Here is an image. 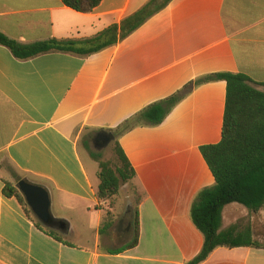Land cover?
<instances>
[{"label": "crops", "instance_id": "obj_1", "mask_svg": "<svg viewBox=\"0 0 264 264\" xmlns=\"http://www.w3.org/2000/svg\"><path fill=\"white\" fill-rule=\"evenodd\" d=\"M149 1L103 0L84 14L62 0H0V32L24 45L82 41ZM227 72L264 85V0H172L127 39L86 58L55 52L23 61L0 45V264H186L195 258L204 238L190 219L191 206L215 184L200 149L222 139L226 82L195 86L161 125L119 137L135 185L146 194L133 249L110 253L130 241L131 228L125 238L118 236L121 228L102 234L106 204L97 198L99 180L87 171L80 141L87 131L115 130L188 84ZM5 161L23 179L45 185L52 209L69 214L55 217L52 210L61 241L4 195ZM224 211L223 230L249 215ZM72 214L92 224L89 247L64 238L79 237ZM251 218L255 239L264 244V209ZM202 264H264V248H219Z\"/></svg>", "mask_w": 264, "mask_h": 264}, {"label": "trees", "instance_id": "obj_2", "mask_svg": "<svg viewBox=\"0 0 264 264\" xmlns=\"http://www.w3.org/2000/svg\"><path fill=\"white\" fill-rule=\"evenodd\" d=\"M102 1L62 0L68 8L84 14L91 13ZM171 2L172 0H151L140 10L123 19L120 24L109 26L91 39L82 41L50 39L24 45L0 32V45L7 47L15 58L23 61L55 52L86 58L118 45L166 9ZM215 81H225L227 84L222 139L218 144L203 146L200 149L215 179V184L203 189L191 206L190 219L202 234L204 243L199 254L186 264H202L219 248H264V244L255 239L251 218V215L264 209V91L257 90L248 76L227 72L208 75L195 83H190L183 92L150 105L115 130H108L107 133L112 134L116 141L115 162H101L99 155L90 152L91 157L99 165L96 195L100 203L106 204L125 186L136 189L135 203L129 208L132 207L134 211L130 241L122 248L112 250L110 253H123L139 244V206L146 198V194L135 185L137 175L119 144V137L136 127L161 125L192 88ZM85 145L90 151L88 144L85 143ZM13 177L14 181L5 182L4 195L8 198H16L28 218L42 232L61 241L58 232L42 225L26 205L16 186L23 177L14 171ZM231 204L245 207L249 215L238 219L223 230V211ZM112 213L113 209L105 210L102 234L108 233L114 227Z\"/></svg>", "mask_w": 264, "mask_h": 264}, {"label": "rangeland", "instance_id": "obj_3", "mask_svg": "<svg viewBox=\"0 0 264 264\" xmlns=\"http://www.w3.org/2000/svg\"><path fill=\"white\" fill-rule=\"evenodd\" d=\"M98 132L96 131H87L84 133V136L81 138L80 141V154L84 161V164L87 168V171L93 181H97V171H98V162L94 160L90 152H93L96 155L100 156L101 162H115L116 161V153H115V139L111 141V143L106 146L103 141H97L95 143V138ZM86 144H88L90 151L87 150ZM5 169H4V175L5 177L10 180L14 181L13 177V170L11 165L5 161L4 163ZM17 185V184H16ZM136 200V189L132 186H125L121 189L120 193L111 199L110 201L106 202V210L113 209V218H114V227L117 230L118 226L119 229L121 228L120 234L118 233V236H121V238H125L130 235L132 236V232L130 231L128 234L126 233V229L129 223L133 221V208L130 206L135 203ZM232 208H238V213H236L237 217H242L249 213V211L239 205V204H232L227 207V209L224 211L226 213L228 210ZM53 214L54 216L63 215L65 217H68L69 214L64 213L61 211V209L58 206H53ZM70 217H73L76 221V226L78 227V236L73 235H64V238L71 241L72 243H75L78 246L81 247H89L94 240V230L92 229V224L89 220L82 219L81 216L72 214ZM223 220L225 223H228L227 217H223ZM264 226V225H263ZM258 229L260 227L258 226ZM58 234L62 235V232L59 230H56ZM260 232V231H258ZM262 234L264 231L261 232ZM124 239H119V241H123Z\"/></svg>", "mask_w": 264, "mask_h": 264}, {"label": "water", "instance_id": "obj_4", "mask_svg": "<svg viewBox=\"0 0 264 264\" xmlns=\"http://www.w3.org/2000/svg\"><path fill=\"white\" fill-rule=\"evenodd\" d=\"M255 88L259 91H264L263 87ZM100 139L108 146L114 138L110 133L99 132L96 135L95 141H99ZM16 186L33 216L42 225L51 229L57 228L58 223L52 214V197L50 190L45 185L34 183L27 179H22ZM60 226L61 228L65 227L63 223H61ZM130 228L131 225L128 226L126 231H129Z\"/></svg>", "mask_w": 264, "mask_h": 264}, {"label": "flooded vegetation", "instance_id": "obj_5", "mask_svg": "<svg viewBox=\"0 0 264 264\" xmlns=\"http://www.w3.org/2000/svg\"><path fill=\"white\" fill-rule=\"evenodd\" d=\"M95 140H96V138H95ZM95 140H94V141H95ZM99 141H103V140H102V139H100ZM96 142H97V141H95V143H96ZM118 229H119V226H118L117 230H118Z\"/></svg>", "mask_w": 264, "mask_h": 264}]
</instances>
